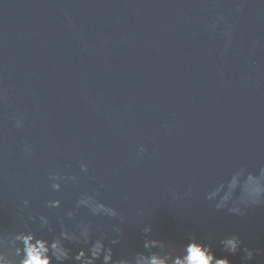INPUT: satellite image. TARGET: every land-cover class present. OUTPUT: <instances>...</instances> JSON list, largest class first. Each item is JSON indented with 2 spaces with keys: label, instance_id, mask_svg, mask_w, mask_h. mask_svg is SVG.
<instances>
[{
  "label": "water",
  "instance_id": "water-1",
  "mask_svg": "<svg viewBox=\"0 0 264 264\" xmlns=\"http://www.w3.org/2000/svg\"><path fill=\"white\" fill-rule=\"evenodd\" d=\"M241 165H264V0H0L5 228L18 225L22 199L44 211L59 195L62 214L102 184L99 198L126 217L118 253L141 247L146 223L178 242L237 231L264 247V207L237 217L204 200ZM57 169L78 184L52 193ZM80 219L94 233L117 222L83 208Z\"/></svg>",
  "mask_w": 264,
  "mask_h": 264
},
{
  "label": "clouds",
  "instance_id": "clouds-1",
  "mask_svg": "<svg viewBox=\"0 0 264 264\" xmlns=\"http://www.w3.org/2000/svg\"><path fill=\"white\" fill-rule=\"evenodd\" d=\"M219 20L227 23L223 15ZM228 27L225 52L232 42L231 26ZM21 124L22 120L16 119V127ZM23 151L30 154L32 149L25 144ZM146 151V147L140 145L137 155ZM79 167L90 180H95L87 162L81 160ZM47 181L52 193H61L67 184H78L79 177L57 169L48 171ZM102 187L101 184L94 192L78 194L74 206L62 214L56 211L62 206L59 195L42 202L44 211L26 212L31 200L22 199L16 205L18 225L8 229L0 224V264H262L264 261V247L250 245L237 231L213 238L190 233L186 241L178 242L154 235L151 223L140 228L142 245L139 249L118 253L117 247L126 239L122 227L126 217L117 207L99 198ZM190 195L191 185L183 193H171L174 200ZM204 200L212 202L215 210L226 209L237 217H245L252 208L264 207V165L256 170L241 165L211 187ZM82 208L92 216L117 222L109 232L97 230L94 233L92 221L80 219Z\"/></svg>",
  "mask_w": 264,
  "mask_h": 264
}]
</instances>
